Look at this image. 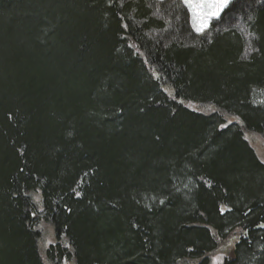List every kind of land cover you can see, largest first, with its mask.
I'll list each match as a JSON object with an SVG mask.
<instances>
[{"label": "trees", "instance_id": "16d2710c", "mask_svg": "<svg viewBox=\"0 0 264 264\" xmlns=\"http://www.w3.org/2000/svg\"><path fill=\"white\" fill-rule=\"evenodd\" d=\"M186 102L214 107L206 113ZM237 121L226 120L225 115ZM264 0H0V264H264Z\"/></svg>", "mask_w": 264, "mask_h": 264}, {"label": "rangeland", "instance_id": "374dc122", "mask_svg": "<svg viewBox=\"0 0 264 264\" xmlns=\"http://www.w3.org/2000/svg\"><path fill=\"white\" fill-rule=\"evenodd\" d=\"M181 1L183 2V0H181ZM183 4H184V2H183ZM188 11L190 13L191 25H192L193 29L196 31V28L194 27L193 12H192V10L190 8H188ZM204 11H208V9H204ZM216 18L217 17H212V18L209 19L208 26L204 29V31H206L209 28V26L211 24V21L213 19H216ZM196 23L199 24V20L198 19H197ZM203 32H198V33H203ZM185 104H187V106L192 108L193 110H198L200 112L209 113V112L214 111V107L210 106V105L198 104V103H192V102H186ZM225 117H226L227 121H230V122L237 121L231 115L226 114ZM245 136H246L247 140L249 141L250 145L254 148V150H255L257 156L259 157V159L262 162H264V135L246 131L245 132ZM40 228H41V231H42V236H41V239H40L39 246H40L44 261L47 264H52L46 258L45 251L50 246V244L53 243L56 240L55 231H54L52 225H50L48 223H44V222L41 223ZM239 235H240V232H236V233L232 234L227 240L221 241V243H220L219 247L217 248V250H215L214 252H212L210 254L211 264H223L224 260L229 255V253L232 250L234 244L238 240ZM63 264H74V262H72V261H64Z\"/></svg>", "mask_w": 264, "mask_h": 264}, {"label": "snow or ice", "instance_id": "6c2138e0", "mask_svg": "<svg viewBox=\"0 0 264 264\" xmlns=\"http://www.w3.org/2000/svg\"><path fill=\"white\" fill-rule=\"evenodd\" d=\"M183 2L193 12L194 27L197 32H203L210 18L219 17L233 4V0H183ZM197 19L199 24L196 23Z\"/></svg>", "mask_w": 264, "mask_h": 264}]
</instances>
